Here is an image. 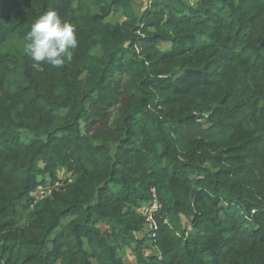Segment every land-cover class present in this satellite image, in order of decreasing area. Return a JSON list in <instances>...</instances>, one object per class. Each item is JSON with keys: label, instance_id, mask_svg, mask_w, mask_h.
<instances>
[{"label": "trees", "instance_id": "trees-1", "mask_svg": "<svg viewBox=\"0 0 264 264\" xmlns=\"http://www.w3.org/2000/svg\"><path fill=\"white\" fill-rule=\"evenodd\" d=\"M50 9L76 28L60 68L6 48ZM59 170L73 181L35 201ZM127 250L264 264V0H0V264Z\"/></svg>", "mask_w": 264, "mask_h": 264}, {"label": "clouds", "instance_id": "clouds-1", "mask_svg": "<svg viewBox=\"0 0 264 264\" xmlns=\"http://www.w3.org/2000/svg\"><path fill=\"white\" fill-rule=\"evenodd\" d=\"M77 47L75 26L62 20L54 9H50L31 24L23 51L37 64L47 63L60 68L66 61H71Z\"/></svg>", "mask_w": 264, "mask_h": 264}, {"label": "built area", "instance_id": "built-area-1", "mask_svg": "<svg viewBox=\"0 0 264 264\" xmlns=\"http://www.w3.org/2000/svg\"><path fill=\"white\" fill-rule=\"evenodd\" d=\"M64 172V171H63ZM65 177H56L54 181L48 180L46 183H39L33 192V197L35 201L43 199L48 196H52L55 191L60 190L66 184L73 181L72 174L70 172H64ZM154 192V190H153ZM143 214L145 215L146 230L147 233L155 236V232L158 228L157 222L155 220L156 213L159 210V200L154 192L152 201L147 206L141 208ZM192 227L188 225L186 234L192 231Z\"/></svg>", "mask_w": 264, "mask_h": 264}, {"label": "rangeland", "instance_id": "rangeland-1", "mask_svg": "<svg viewBox=\"0 0 264 264\" xmlns=\"http://www.w3.org/2000/svg\"><path fill=\"white\" fill-rule=\"evenodd\" d=\"M146 1L147 0H134V8L136 10V12H139L143 6L146 4ZM193 1V0H191ZM123 17L119 14H113L112 17H109V20L111 21H118V20H121ZM25 41H22V40H19V39H11L8 41V43L6 44V48L9 50V51H13V52H16V53H22L23 52V45H24ZM168 46V44H163L162 45V48H166ZM81 126H83V124H81ZM65 177V173L63 172V170H59L57 172V177ZM66 222V221H64ZM188 220L186 218H184V226L185 228L188 227ZM101 229L102 230H105L106 229V226L104 224H101ZM193 231V230H192ZM192 231H189L190 233ZM53 238V234L49 237V240H51ZM51 246V242H48V247ZM144 251L146 253H151L152 251V247H150L149 245H146L145 248H144Z\"/></svg>", "mask_w": 264, "mask_h": 264}, {"label": "crops", "instance_id": "crops-1", "mask_svg": "<svg viewBox=\"0 0 264 264\" xmlns=\"http://www.w3.org/2000/svg\"><path fill=\"white\" fill-rule=\"evenodd\" d=\"M122 17H123V16H122ZM123 19H124V17H123L121 20H118V21H122ZM100 225H101V224H100ZM100 227H101V226H100ZM146 232H147L146 230L139 231V232L136 233V235H137L138 238H143V237L147 234ZM146 245H149L150 247H152L151 244L147 241V242L145 243V245L143 246V253H144V254H156V253H157V251H156V249H155L154 247H152V251H151V253H146V252L144 251V248H145ZM122 259H123V261H124L126 264H136L135 253H134V251H132V250H127L126 254H124V255L122 256ZM92 264H96V261L93 260Z\"/></svg>", "mask_w": 264, "mask_h": 264}]
</instances>
